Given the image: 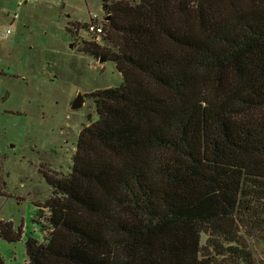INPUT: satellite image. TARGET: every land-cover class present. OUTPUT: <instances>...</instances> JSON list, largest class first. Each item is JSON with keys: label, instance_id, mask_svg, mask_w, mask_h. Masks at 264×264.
Listing matches in <instances>:
<instances>
[{"label": "trees", "instance_id": "trees-1", "mask_svg": "<svg viewBox=\"0 0 264 264\" xmlns=\"http://www.w3.org/2000/svg\"><path fill=\"white\" fill-rule=\"evenodd\" d=\"M105 10L111 48L83 49L122 82L90 92L97 117L70 172L44 176L49 215L24 264H209L203 234L204 247L237 251L241 196L264 195V0ZM20 234L0 221V237Z\"/></svg>", "mask_w": 264, "mask_h": 264}, {"label": "rangeland", "instance_id": "rangeland-1", "mask_svg": "<svg viewBox=\"0 0 264 264\" xmlns=\"http://www.w3.org/2000/svg\"><path fill=\"white\" fill-rule=\"evenodd\" d=\"M110 1L0 0V33L11 30L0 36V221L21 230L17 240L0 237V264H24L25 239L42 240L37 220L49 212L40 205L52 195L44 176L70 172L78 133L97 117L90 92L122 82L111 60L83 49L111 48L107 31L92 41L84 27L96 13L106 28ZM78 91L86 101L74 111ZM236 215L237 251L224 243L218 254L202 235L209 264H264V195H242Z\"/></svg>", "mask_w": 264, "mask_h": 264}, {"label": "built area", "instance_id": "built-area-1", "mask_svg": "<svg viewBox=\"0 0 264 264\" xmlns=\"http://www.w3.org/2000/svg\"><path fill=\"white\" fill-rule=\"evenodd\" d=\"M17 17V13L12 15V19ZM104 19L100 18L96 13H90L88 21L85 22V31L92 36V41H96L98 37L105 35ZM10 28H5L0 36L5 38L10 33Z\"/></svg>", "mask_w": 264, "mask_h": 264}, {"label": "water", "instance_id": "water-1", "mask_svg": "<svg viewBox=\"0 0 264 264\" xmlns=\"http://www.w3.org/2000/svg\"><path fill=\"white\" fill-rule=\"evenodd\" d=\"M99 60L103 61V60H105V58L100 57ZM45 70L49 71L50 67L47 65L45 67ZM85 101H86V95L84 93H82L81 91H78L70 103V109L74 110V111L80 110L84 106Z\"/></svg>", "mask_w": 264, "mask_h": 264}]
</instances>
